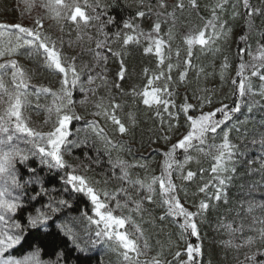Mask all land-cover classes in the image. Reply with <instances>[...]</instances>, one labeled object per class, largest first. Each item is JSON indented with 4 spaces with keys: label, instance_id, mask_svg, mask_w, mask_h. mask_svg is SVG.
Returning a JSON list of instances; mask_svg holds the SVG:
<instances>
[{
    "label": "trees",
    "instance_id": "1",
    "mask_svg": "<svg viewBox=\"0 0 264 264\" xmlns=\"http://www.w3.org/2000/svg\"><path fill=\"white\" fill-rule=\"evenodd\" d=\"M47 0H0V24H21L26 27L36 28L35 21L39 19L43 27L39 29L44 35L49 36L51 40L56 41L59 48L66 58L75 57V65L81 74V83L87 89H95V92L87 91L80 98L77 94V88L73 89L72 100L73 111L80 116V120H73L71 124L72 139L87 141L81 147H72L70 153H64V159L77 169V174L84 175L98 189L107 190L116 194V200L124 204L128 202V206L123 209H116V212L122 216L131 217V222L139 225L143 231V237L147 240L150 250L149 254L159 253V259L170 262V264H184L188 260L186 248L188 244L201 249L199 255L194 253V264H252L246 261V256H251L259 249L264 251V241L259 239L258 232L252 231V228L264 227V225L253 224V218H264V165L262 161H254L259 157L264 158V143L261 138L264 137V97L257 96V90L252 86V92L246 93L244 97L238 94V84L225 81L218 88V93H214V78L216 77V67H222V61L225 56L230 57V63L225 68L233 70L232 81L239 80L237 76L238 66L241 62L246 64L244 75L248 77L250 83L254 80L251 76V69L247 52L250 50L248 46L251 43L250 38L256 34V38L260 43H264L261 33H264V22L261 24L253 23L251 29L247 26L248 17L246 10L240 0H228L223 13H219L222 20L227 21V28L231 29L226 39H219L221 45H210L205 49L200 46H194L192 49L191 67L187 69V75L183 81L179 79V73L185 71L184 60L187 57V46L182 48L178 46L172 47L171 40L167 33L169 29L176 33L180 39L185 34L198 30L204 26L207 20L211 19V8L218 0H198V8L193 9L188 0H183L185 8L183 11L175 9L174 5L177 0H165L168 7L159 9L157 0H144L143 4L139 0H99L101 5L95 8L97 0H88L93 7L85 9L86 14L93 19L85 26L82 22L77 25L71 21L53 18V13L42 5ZM81 6L84 0H80ZM253 5L254 0H250ZM152 5V11H148V5ZM242 10L241 14L239 11ZM137 11H145L144 17H137ZM158 11L175 12V26L171 17H157ZM237 13L235 16L233 15ZM102 13V14H101ZM100 14V19L95 17ZM234 16L233 18H231ZM149 17V20H147ZM109 18H114L113 23H108ZM161 22V30L159 37L168 43L164 46L165 62L158 65V58L155 51L145 53L144 48L149 46V41L141 37L139 43H129L123 45V34L131 33V30L123 28L125 20H131L132 23L139 25L137 31L148 33L152 30L154 22ZM167 21V22H165ZM253 21V20H252ZM103 25V32L100 31ZM263 26V27H261ZM219 29L217 28V31ZM121 32V37L116 38L115 33ZM103 33H107L108 45L113 52L120 53V56L107 53L106 48L97 49L96 41L104 40ZM211 33V29H208ZM247 36L246 41H242L241 37ZM91 37V39H90ZM4 43L8 37L0 38ZM169 45L173 53H169ZM154 47V46H153ZM219 51H216V49ZM225 48V49H224ZM179 49V57L176 51ZM245 49L243 54L240 50ZM28 50L19 49V54L12 57L5 56L0 59V63H4L9 59H15L19 65L30 75H32L31 83L34 85H42L57 91L60 88L61 75L42 67L43 57L33 54L28 56ZM100 51L106 54L108 59L105 63L103 60L97 64L94 52ZM255 48L253 49V53ZM226 54V55H224ZM170 56V59L168 58ZM123 60L126 74L123 80L119 79L117 73L120 70V62ZM233 60L236 65L233 64ZM256 70L264 74V58ZM176 65L170 73L171 81L164 78L155 80L153 87L163 88L167 83L169 96L167 93H161L164 99H170L175 107H169V112L178 114V121L172 119L167 112H164L163 106H159L161 115H156L157 107H148L143 104L140 96H133V89L141 92L147 85L148 78L159 74L161 70L167 75V64ZM214 64V66H213ZM235 66V68L233 67ZM232 67V68H231ZM106 69V70H105ZM145 69L148 70L147 75ZM201 69L203 71H201ZM100 73L106 77V83L101 79H95L91 85L87 83L89 74L94 77ZM5 80L9 82L10 77L6 76ZM119 84L120 87H115ZM252 85L254 83H251ZM222 91V92H221ZM85 95L87 100L85 101ZM210 97L211 104L205 103L200 108V99ZM262 98V99H261ZM53 97L41 96L39 104L41 108L35 110V100L33 98V107L25 109L24 115L29 119L30 126L40 131H49L52 123L45 124L44 121L47 112L44 106L52 104ZM81 101H85L81 103ZM120 104L116 115L125 123L129 131L121 135L116 131L111 121L104 116H96L93 113L99 111L95 107L97 103H102L105 108L111 111L112 102ZM189 103L195 106L190 109L188 115L198 116L201 111H213L223 105L229 107L236 103L240 104V111L233 113L232 118L224 125L217 129L215 134L209 133L205 144L200 145L194 141V147L190 148L187 153L183 150H177L175 158L180 162H184L185 155H190L192 160L184 164L183 169L174 166L172 170V180L177 185V194L181 203L193 212L197 211V206L201 201L209 204V208L201 215L195 217L197 223L198 236H191L184 233L181 236L182 229L179 227L183 223L182 217L167 216L164 220H160L161 215H165L166 206H162L161 196L159 195V186L156 195L153 197V203L143 202L141 211H135L134 200L141 199L145 193L139 190L138 186L127 183L118 179L121 175L119 168H114L115 161L123 160L128 164L144 165V167H129L130 180L141 179L145 182L151 180L153 176H159L162 172V164L164 160L163 153L167 152L172 144L176 143L183 135L190 130L189 123L185 114L181 111V106ZM3 105H0L2 108ZM129 113L135 118V123L129 121ZM222 114L218 113L217 118H221ZM55 117L53 116V120ZM97 121L99 127L104 129L109 139L117 145L115 148H106L104 140L95 136L88 127V121ZM163 121V123H162ZM174 125L169 130V125ZM79 130V131H77ZM229 132V139L236 146V155L234 157V166L236 171L223 173L220 178L231 176L227 180L222 189L221 199L219 201L213 199L216 191L217 179L211 172L214 164L213 156L215 150L211 146L218 145L222 142L223 132ZM246 132L248 134L244 143H241L237 137V133ZM167 136L169 139H164ZM244 138L241 137V140ZM123 146V148L120 147ZM23 146V145H22ZM241 148L246 151V157L250 160L245 161L241 154ZM131 149V151H128ZM202 149V150H200ZM85 153L91 159H85ZM32 167L37 169V174L43 179L47 194L42 195L35 201L28 202L23 211L18 213L14 219L18 220L22 225H26V218L29 213L35 215V209L48 211L50 219L48 226L36 231L35 229H27L25 235L27 240L18 245L9 252V254H31L36 251L39 259L44 264H57L58 254L63 253L59 259V264H104L105 254H108L106 243L111 242L106 238L98 239L91 227L86 226L85 218L91 215L90 201L82 194L75 193L71 190V186L64 183L65 172L71 169H48L41 167L36 158H31L28 162ZM19 167V166H18ZM201 169L204 171L201 172ZM193 171L196 176L191 180H183L182 174L186 175L187 171ZM27 178V174H24ZM99 181L97 184L96 182ZM204 184L209 187L205 192H200L199 188ZM37 190H38V186ZM127 189V193L120 192L119 189ZM29 196L33 195V186L26 189ZM131 197V199H129ZM64 199L68 202V206H62L61 210L51 213L46 208L49 201H58ZM227 201V202H225ZM113 202H115L113 204ZM110 206L115 208L114 200ZM254 207L248 212L249 205ZM77 221V224H76ZM243 223L242 232L230 231L226 225L231 224L233 229L239 227ZM64 228L71 229L76 236L77 244L84 249L79 252L73 248L68 241ZM124 231L133 232V223L125 225ZM248 236L255 237V242L251 245H244V240ZM231 240V245L226 241ZM142 244V241H141ZM236 245H244L237 247ZM95 251V252H94ZM181 255L177 258L176 253ZM95 254L94 256L90 255ZM257 260H264V256H257Z\"/></svg>",
    "mask_w": 264,
    "mask_h": 264
},
{
    "label": "snow or ice",
    "instance_id": "2",
    "mask_svg": "<svg viewBox=\"0 0 264 264\" xmlns=\"http://www.w3.org/2000/svg\"><path fill=\"white\" fill-rule=\"evenodd\" d=\"M143 4L144 0H139ZM246 10L245 15L248 17L247 26L249 29L253 27V16H264V9L254 8L250 0H240ZM264 3V0H261ZM189 5L193 9L198 8V0H188ZM228 0H218V2L211 8V19L207 20L204 26L198 30H193L183 37L184 43L187 46V57L184 60L185 71L179 73V79L183 81L187 75V69L191 67V57L192 49L194 46H200L203 50L210 45L216 43L221 36H227L230 34L231 29L226 28L227 21L222 20L219 13H223ZM53 13V18L59 21L60 19H65L79 25L81 22L87 26L88 23L93 19V17L86 14L85 9L87 7H93L88 3V0H84L83 6H81L80 0H47L46 3L42 5ZM99 0H97L95 8H99ZM159 9H166L168 5L165 0H157V5ZM148 11H152V5L149 4ZM175 9L181 11L184 10L185 4L183 0H177L174 5ZM102 14V13H101ZM237 13H234L235 16ZM146 15L145 11H137V17H144ZM157 17L167 16L171 17L173 20V27L175 26V12H163L158 11L156 13ZM96 20L100 19V14L95 17ZM114 18H109L108 23H113ZM167 22V21H165ZM36 28L26 27L19 23L17 24H0V38L5 36L8 37L6 43L0 39V59L5 56L12 57L19 54V49H26L27 55L32 56L40 55L43 57L42 67L46 70L52 71L56 74L61 75L60 88L57 91L49 87L42 85H34L31 83L32 75L26 72L15 59H9L4 63H0V264H40L36 251L30 255H25L22 259H17L11 255H5L9 253L10 250L14 249L18 245H21L27 240L25 232L27 229H35L40 231L48 226V221L50 216L48 211L42 209H35V215L29 213L26 218V225H22L14 217L23 211L25 205L30 201H35L39 199L42 195L47 194V189L44 186L43 179L37 174V169L32 167L28 162L31 158H36L39 165L47 167L48 169L57 170H67L71 171L65 172L64 183L71 186V190L75 193L82 194L85 196L91 204L92 215H85L91 224L96 225L97 230L95 236L100 238H106L108 241L115 243L117 249H121V255L124 261L128 264H166V262L159 259V253L157 256H153L150 260L140 261L139 257L142 255H147L150 250V246L146 239L143 237V231L139 225H135L131 222V217L115 215L116 209H123L128 206L126 201L121 204L119 200H116V194L110 193L104 189L96 188L92 182L89 181L84 175L77 174V169L71 164H68L64 159V153H70L72 147H81L87 141H80L79 139L70 140L69 137L72 136L71 124L73 120H80L81 117L76 115L73 111V89L79 86L81 92H95V89H85L81 83V74L78 72L75 65V57L66 58L63 56L61 50L57 48L56 41L51 40L49 36L44 35L39 29L43 27L42 22L37 19L35 21ZM103 25H101L100 31L103 32ZM123 28L131 30L132 34H123V45H128L129 43H139L140 38L143 37L149 41V46L144 48V52L152 53L155 51V55L158 58V65H163L165 62V52L164 46L167 41L159 37L161 30V22L157 19L154 22L152 30L148 33L137 31L139 25L132 23L131 20H125L123 22ZM217 28L219 31H217ZM208 29H211V33H208ZM105 36L104 40L96 41L97 49L106 48L107 53H112V55L120 56V53L113 52L111 47H107L109 41L107 38V33H103ZM116 38L121 37V32H116ZM169 40L172 39V30L169 29L167 33ZM262 39H264V33H261ZM91 39V37H90ZM247 36H242L241 40L246 41ZM154 46V47H153ZM250 49V46H248ZM216 51H219L217 48ZM245 49H241L240 52L243 54ZM257 51L259 52L258 57H253V59L264 58V43L257 42ZM171 52V47L169 45V53ZM252 53L249 51L248 53ZM177 57H179V49L176 51ZM94 56L97 60V64L101 60L105 63L107 62V55L100 51L94 52ZM170 59V56L168 57ZM227 60V58H225ZM264 67V65H261ZM176 67L172 63L167 64V75L163 70L159 74L153 75L148 78L147 85L143 88L141 92H136L133 89V96H140L144 105L148 107L156 106V115L159 117L161 115L159 111V106H163L164 112H167L172 119L178 121V114L169 112V107H175L174 103L170 99H164L161 93L168 92L167 83L163 88L153 87L154 81L164 78L166 81H171L172 77L170 75L172 69ZM223 68H227L228 64L222 65ZM253 71L252 76H259L261 81H264V74H259L256 70V65H252ZM246 64L241 62L238 66L237 76L239 80H233V84H238V94L240 97H244L246 93L252 92L251 83L244 75ZM106 70V69H105ZM145 74L147 75L148 70L145 69ZM201 71H203L201 69ZM126 68L123 60L120 62V70L117 73L119 79L123 80L125 78ZM10 77L9 82L5 80V77ZM101 79L106 83V77L98 73L96 77L89 74L87 77V83L89 85L95 82V79ZM223 79V75L221 76ZM115 87L119 88L120 85L116 84ZM52 96V104L44 106L47 112L45 124L49 122L52 123V128L49 131H40L32 126H30L29 119L25 117L24 111L29 107H33V98L35 100L34 108L39 110L41 105L39 104V99L41 96ZM259 95L264 96V84L261 85V90ZM200 99V108L202 109L204 104H211L212 100L210 97H203ZM87 100V95H85V101ZM85 101H81L84 103ZM99 111L93 113L96 116H104L106 119L110 120L112 125L115 126L116 131L119 134L124 135L129 131V128L123 123L116 115V110L121 107L120 104L114 101L111 104V111L105 108L102 103H97L95 105ZM195 106L189 103H185L181 106V111L185 114L186 120L189 123L190 130L186 135H183L176 143L172 144L171 148L163 153L164 160L162 164V172L159 176H153L150 181L145 182L144 180H130L129 172L127 169L129 167H144V165L128 164L126 161L117 160L113 163L114 168H119L121 175L118 179L126 181L129 184L138 186L139 190H142L145 195L139 199L134 200L132 203L135 204V211L139 212L142 209L143 202L146 200L148 203H153V197L156 195L157 189L156 185L159 186V195L161 196L162 206H166L165 215L159 217L160 220H164L167 216L171 217H182L183 223L179 227L183 230L181 236L184 233H188L191 236H198L197 223L195 222V217L201 215L209 208V204L205 201H201L197 206V211L193 212L188 210L184 204L181 203L179 196L177 194V185L172 180V170L174 166L178 169H183L184 164L192 160L190 155H185L184 162L180 163L175 158L176 151L183 150L185 153L188 152L190 148L194 147L193 142L196 141L200 145L205 144L208 134H215L217 129L224 125L228 120L232 118V114L240 111V104L236 103L234 106L229 107L228 105H223L220 108H216L213 111L203 112L200 115L192 116L188 115L190 109H194ZM221 113V118H217V114ZM129 121L134 124L135 118L132 113H129ZM53 116L55 119L53 120ZM163 123V121H162ZM88 127L92 130V133L104 140L106 148H115L116 144L113 143L111 139L107 137L104 129L99 127L97 121H88ZM174 125H169V130ZM79 131V130H77ZM164 139H169L165 136ZM261 143H264V137L261 138ZM23 145V146H22ZM123 148L122 145H120ZM215 150V155L213 156L214 164L211 167V172L215 175L218 183L216 186V191L213 195V199L219 201L221 199L222 189L227 180L231 179V176H225L220 178L221 174L235 172L234 166L229 165L234 164V157L236 155V146L231 143L229 139V132H223L222 142L218 145L213 144L211 146ZM202 150V149H200ZM131 151V149H128ZM85 159H91L85 153ZM19 166V167H18ZM204 170L201 169V172ZM27 174V178L25 175ZM196 176V173L189 170L186 175L182 174V179L191 181ZM97 184L99 181L96 182ZM29 186H33V195L29 196L26 189ZM38 186V190L37 187ZM209 187L208 184H204L199 188L200 192H205ZM120 192L127 193V189L121 188ZM131 199V197H129ZM116 201L115 208L111 207L112 201ZM227 202V201H225ZM62 206H68V202L64 199L58 201H49L46 208L50 210L51 213H56L61 210ZM254 205L250 204L248 212H251ZM128 223H133L134 231H121L125 229V225ZM253 224L264 225V218H253ZM226 227L233 232H242L244 225L241 223L238 228L233 229L231 224L226 225ZM64 233L68 241L73 245V248L79 252H83L84 249L80 248L77 244L76 236L72 233L71 229L64 228ZM252 231L258 232L259 239L264 241V227L252 228ZM255 237L248 236L244 240V245H251L255 242ZM142 241V244H141ZM231 245L232 241L225 242ZM244 245H236L237 247H242ZM188 260L184 264H194V253L199 255L201 249L191 244L187 245L186 248ZM181 253L178 251L176 257L178 258ZM63 256V253L58 254V261ZM257 256H264V251L257 249L251 256H246V261H251L252 264H264V260H257ZM170 264V262H167Z\"/></svg>",
    "mask_w": 264,
    "mask_h": 264
},
{
    "label": "rangeland",
    "instance_id": "3",
    "mask_svg": "<svg viewBox=\"0 0 264 264\" xmlns=\"http://www.w3.org/2000/svg\"><path fill=\"white\" fill-rule=\"evenodd\" d=\"M252 6L254 8L264 9V3H262L261 0H254V4ZM239 12L241 14L243 13L242 10H240ZM234 13H235V11H234ZM233 17L234 16H232L231 18H233ZM147 20H149V17H147ZM252 20H253V23L255 22L257 25L258 24H261V23L264 22V16H253L252 17ZM263 26H264V24H263ZM263 26H261V27H263ZM226 28H227V25H226ZM221 37L223 39H226V36H221ZM250 40H251V43L249 45H251V46H250V50L249 51L252 54L249 55L248 54L249 51L247 52V57L249 59V63H251L249 68L251 69V65H252V63H254L253 65H256V69H257L258 65L261 64V62H262L261 61L262 58L253 59L254 56L255 57H258L259 56V52L257 51V42H258V39L256 38V34H253V37L250 38ZM217 43H218V45H221L220 40H217ZM171 44H172V47L178 46L179 48H182V46L186 45L184 43V39H180V37L176 33H174L173 31H172ZM254 48H255V52L253 53V49ZM170 53H173V51H171ZM224 55H226V54H224ZM223 58H224V61H222L220 63H222V65H223L226 62L229 65V63H230V57L225 56ZM225 58H227V60ZM233 64L236 65V62L234 60H233ZM213 66H214V64H213ZM233 67L235 68V66H233ZM227 68H230V67H227ZM252 70H254L253 67H252ZM229 72H230L229 69H227V71H226L225 68H223V67H221L220 69H217V67H216V77L214 78V81H213L214 84H215V87H214V91L215 92L214 93H216V92L218 93V88L222 84L226 83L225 81H228L229 83L232 82V79H233V70H232V73L231 74ZM258 73L259 74H262L259 70H258ZM222 75H223V79L221 78ZM252 77H254L253 78L254 80H252L251 83H254V84L253 85L251 84V86H253V88H255V90H257L256 91L257 92V96H259V92L261 90V85L264 84V81H261L259 79V76H252ZM77 94H79L80 95V98H81L85 94V92H81L79 90V86H78L77 87ZM262 97H264V96H262ZM73 102H75V101H73ZM117 111H118V109L116 110V113H117ZM259 160L262 161V163L264 165V158L259 157L258 159L254 160V161H259ZM112 202H111V204H112ZM114 203L115 202H113V204ZM120 203L122 204V202H120ZM114 214L115 215H119V213H117L116 211L114 212ZM83 221L86 222V226L87 227H91V229H92L91 232L93 233V231H94V234H95V232L97 230L96 225L91 224L88 219H85ZM76 224H77V221H76ZM121 231H124V230L121 229ZM106 246H107V250L106 251H109V252H108V254H105V256H104V258H105L103 260V263L104 264H128V262L124 261L123 256L121 255L122 250L121 249H117V247H116V245H115L114 242H112V241L111 242H108V243H106ZM9 252H11V250ZM5 255L6 256L7 255H11V256H13V257H15L17 259H22L25 255H30V254H9V253H6ZM36 255L38 257V254H36ZM153 256H156V254H149L147 252V255H142V256L139 257V259H140V261L143 262L145 260H150ZM38 260H39L40 264H44L39 259V257H38Z\"/></svg>",
    "mask_w": 264,
    "mask_h": 264
},
{
    "label": "bare ground",
    "instance_id": "4",
    "mask_svg": "<svg viewBox=\"0 0 264 264\" xmlns=\"http://www.w3.org/2000/svg\"><path fill=\"white\" fill-rule=\"evenodd\" d=\"M237 137H238V139H239V141H240L241 143H244V141H245V140L247 139V137H248V134H247L246 132H244L243 135H241V133H237ZM241 137L244 138V139L241 140ZM241 154H242V157H244V159H246L245 161H247L248 163H250V162H249L250 158H249V157H246V151H244L242 148H241ZM85 219H87V217H86ZM94 252H95V251H94ZM90 255L94 256L95 254L91 253Z\"/></svg>",
    "mask_w": 264,
    "mask_h": 264
}]
</instances>
